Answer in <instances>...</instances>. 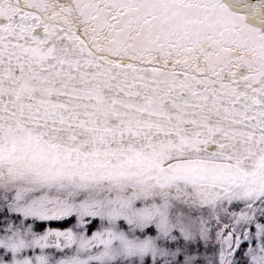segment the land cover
<instances>
[{"label": "snow or ice", "instance_id": "1", "mask_svg": "<svg viewBox=\"0 0 264 264\" xmlns=\"http://www.w3.org/2000/svg\"><path fill=\"white\" fill-rule=\"evenodd\" d=\"M0 264H264V0H0Z\"/></svg>", "mask_w": 264, "mask_h": 264}]
</instances>
